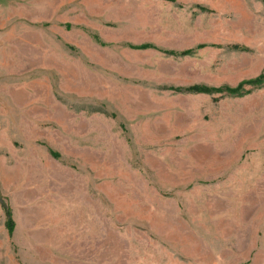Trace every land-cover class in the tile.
<instances>
[{
    "label": "rangeland",
    "instance_id": "1",
    "mask_svg": "<svg viewBox=\"0 0 264 264\" xmlns=\"http://www.w3.org/2000/svg\"><path fill=\"white\" fill-rule=\"evenodd\" d=\"M262 70L264 0H0V264H264V82L173 89Z\"/></svg>",
    "mask_w": 264,
    "mask_h": 264
},
{
    "label": "trees",
    "instance_id": "2",
    "mask_svg": "<svg viewBox=\"0 0 264 264\" xmlns=\"http://www.w3.org/2000/svg\"><path fill=\"white\" fill-rule=\"evenodd\" d=\"M167 1H172V0H167ZM203 8V7H200ZM204 9V8H203ZM204 46L203 44H198L193 48H186L180 51H173V50H164L166 54H172V55H188L191 54L194 50V48H199ZM136 48H146V47H152L149 43H144L135 46ZM230 48L233 49H240L244 50V47L238 45V44H233L229 46ZM264 82V70H262L258 75L251 79L243 80L235 84L234 86H208L205 84H191L185 87H173L174 90L178 92H185V93H206V94H213V93H223L227 95H233V96H241L243 94L248 93L252 87H257L260 86ZM248 85L251 88H245V86ZM5 225L10 232L12 230L13 222L10 217V213L8 209H5Z\"/></svg>",
    "mask_w": 264,
    "mask_h": 264
}]
</instances>
